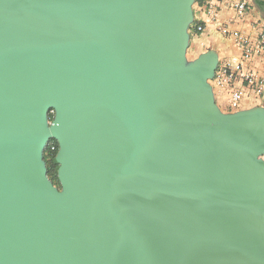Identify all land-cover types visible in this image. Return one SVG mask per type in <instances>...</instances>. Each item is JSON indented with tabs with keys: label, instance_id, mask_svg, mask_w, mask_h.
Returning <instances> with one entry per match:
<instances>
[{
	"label": "water",
	"instance_id": "water-1",
	"mask_svg": "<svg viewBox=\"0 0 264 264\" xmlns=\"http://www.w3.org/2000/svg\"><path fill=\"white\" fill-rule=\"evenodd\" d=\"M193 3L0 0V264H264V106L216 104Z\"/></svg>",
	"mask_w": 264,
	"mask_h": 264
},
{
	"label": "crops",
	"instance_id": "crops-1",
	"mask_svg": "<svg viewBox=\"0 0 264 264\" xmlns=\"http://www.w3.org/2000/svg\"><path fill=\"white\" fill-rule=\"evenodd\" d=\"M253 6L247 7L242 15L231 7L229 1L223 0L217 3L218 15L213 19L204 17L200 5L195 4L193 8V19L201 23L203 28L197 32L193 26L188 29L189 45L196 56L207 50H214L218 55V65L231 57H238L242 48L235 43L234 33L253 39L256 33L264 26V0H252ZM201 20V22L199 21ZM195 56V57H196ZM247 68L263 73L262 58L252 57L246 62ZM213 89L214 99L219 108L224 112H231L228 105V97L231 87H220L214 79L210 80ZM235 81V85H239ZM256 105L264 106L263 99L251 92H246L239 109L249 108Z\"/></svg>",
	"mask_w": 264,
	"mask_h": 264
},
{
	"label": "built area",
	"instance_id": "built-area-1",
	"mask_svg": "<svg viewBox=\"0 0 264 264\" xmlns=\"http://www.w3.org/2000/svg\"><path fill=\"white\" fill-rule=\"evenodd\" d=\"M223 0H205L201 5V12L204 17L213 19L218 15L217 3ZM229 1L231 7L242 15L246 12L248 3L246 0H226ZM201 22V20H199ZM193 26L197 32L203 28L194 18L189 25ZM235 43L242 48V53L238 57H231L223 61L214 73V81L220 87H231L228 97V105L231 111L239 110L240 102L246 92L254 93L260 96L264 101V26L256 33L253 39L234 33ZM252 57L262 58L263 73L247 68L246 62ZM235 81H239V85H235ZM55 145H49V151H54Z\"/></svg>",
	"mask_w": 264,
	"mask_h": 264
},
{
	"label": "trees",
	"instance_id": "trees-1",
	"mask_svg": "<svg viewBox=\"0 0 264 264\" xmlns=\"http://www.w3.org/2000/svg\"><path fill=\"white\" fill-rule=\"evenodd\" d=\"M205 0H194L195 4H201L203 3ZM52 114H49V119H51ZM53 143L55 145V149L54 151H49V145ZM58 150V144L54 139H50L44 149L43 152V159L45 161L46 164V169H47V177L52 181V183L55 186H59V182L57 179V163L55 162V155L56 152Z\"/></svg>",
	"mask_w": 264,
	"mask_h": 264
},
{
	"label": "rangeland",
	"instance_id": "rangeland-1",
	"mask_svg": "<svg viewBox=\"0 0 264 264\" xmlns=\"http://www.w3.org/2000/svg\"><path fill=\"white\" fill-rule=\"evenodd\" d=\"M194 6H195V3L192 4V9L194 8ZM186 56H187L188 60H191V59L195 58L196 53L193 51L192 48H189V49H187ZM240 104H241V102H240ZM263 159H264V155H263Z\"/></svg>",
	"mask_w": 264,
	"mask_h": 264
},
{
	"label": "flooded vegetation",
	"instance_id": "flooded-vegetation-1",
	"mask_svg": "<svg viewBox=\"0 0 264 264\" xmlns=\"http://www.w3.org/2000/svg\"><path fill=\"white\" fill-rule=\"evenodd\" d=\"M247 1V3H248V6H250V7H252L253 6V1L252 0H246Z\"/></svg>",
	"mask_w": 264,
	"mask_h": 264
}]
</instances>
